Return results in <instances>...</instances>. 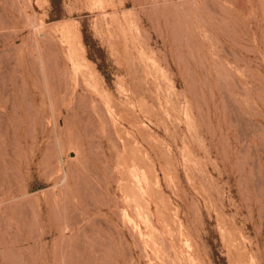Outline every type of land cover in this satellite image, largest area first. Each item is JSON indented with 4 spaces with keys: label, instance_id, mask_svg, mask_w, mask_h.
Returning a JSON list of instances; mask_svg holds the SVG:
<instances>
[{
    "label": "rangeland",
    "instance_id": "374dc122",
    "mask_svg": "<svg viewBox=\"0 0 264 264\" xmlns=\"http://www.w3.org/2000/svg\"><path fill=\"white\" fill-rule=\"evenodd\" d=\"M0 264H264V0H0Z\"/></svg>",
    "mask_w": 264,
    "mask_h": 264
},
{
    "label": "bare ground",
    "instance_id": "6f19581e",
    "mask_svg": "<svg viewBox=\"0 0 264 264\" xmlns=\"http://www.w3.org/2000/svg\"><path fill=\"white\" fill-rule=\"evenodd\" d=\"M99 3H100V2H99ZM64 89H65V88H64ZM65 91H66V90H65ZM134 173H135V172H134ZM136 176H137V175H136ZM138 176H139V175H138ZM142 176H143V175H142ZM142 176H141V177H142ZM143 177H144V176H143ZM134 178H135V177H134ZM137 178H138V177H136V178H135V179H136V181H138V179H137ZM139 183H140V182H139Z\"/></svg>",
    "mask_w": 264,
    "mask_h": 264
}]
</instances>
